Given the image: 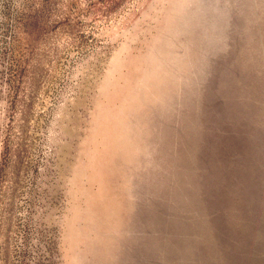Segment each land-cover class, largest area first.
I'll list each match as a JSON object with an SVG mask.
<instances>
[{
    "label": "rangeland",
    "instance_id": "1",
    "mask_svg": "<svg viewBox=\"0 0 264 264\" xmlns=\"http://www.w3.org/2000/svg\"><path fill=\"white\" fill-rule=\"evenodd\" d=\"M0 264H264V0H0Z\"/></svg>",
    "mask_w": 264,
    "mask_h": 264
}]
</instances>
